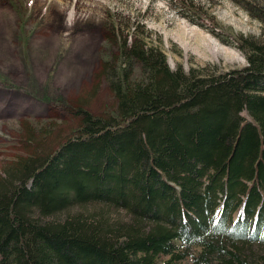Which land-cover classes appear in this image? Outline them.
Instances as JSON below:
<instances>
[{"label":"trees","instance_id":"1","mask_svg":"<svg viewBox=\"0 0 264 264\" xmlns=\"http://www.w3.org/2000/svg\"><path fill=\"white\" fill-rule=\"evenodd\" d=\"M142 27L105 62L115 114L77 107L74 135L0 181V264H264V42L207 74Z\"/></svg>","mask_w":264,"mask_h":264},{"label":"rangeland","instance_id":"2","mask_svg":"<svg viewBox=\"0 0 264 264\" xmlns=\"http://www.w3.org/2000/svg\"><path fill=\"white\" fill-rule=\"evenodd\" d=\"M263 14L264 0H0V181L74 135L77 107L115 114L104 69L112 57L118 64L121 32L135 37L139 23L172 69L217 74L248 64V45L264 42ZM133 75L142 76L138 65Z\"/></svg>","mask_w":264,"mask_h":264},{"label":"bare ground","instance_id":"3","mask_svg":"<svg viewBox=\"0 0 264 264\" xmlns=\"http://www.w3.org/2000/svg\"><path fill=\"white\" fill-rule=\"evenodd\" d=\"M115 13V12H114ZM194 36V35H193ZM188 70V69H187ZM172 183V182H171ZM177 189V188H176ZM180 194V193H179ZM76 205V204H75ZM256 252V251H255ZM198 253V252H197ZM261 254V253H260ZM195 255V254H194ZM255 263V262H254Z\"/></svg>","mask_w":264,"mask_h":264}]
</instances>
